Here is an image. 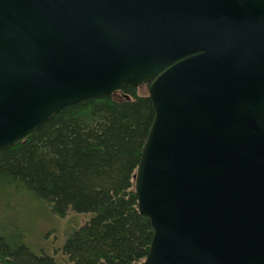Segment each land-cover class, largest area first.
Segmentation results:
<instances>
[{"label":"water","instance_id":"water-1","mask_svg":"<svg viewBox=\"0 0 264 264\" xmlns=\"http://www.w3.org/2000/svg\"><path fill=\"white\" fill-rule=\"evenodd\" d=\"M147 85L141 264H264V0H0V150Z\"/></svg>","mask_w":264,"mask_h":264},{"label":"trees","instance_id":"trees-1","mask_svg":"<svg viewBox=\"0 0 264 264\" xmlns=\"http://www.w3.org/2000/svg\"><path fill=\"white\" fill-rule=\"evenodd\" d=\"M154 117L147 85L123 84L65 107L30 138L0 150V264H141L153 229L138 210L134 176ZM16 191L59 216L91 215L61 248L62 262L32 253L22 232L5 233L2 215Z\"/></svg>","mask_w":264,"mask_h":264},{"label":"rangeland","instance_id":"rangeland-1","mask_svg":"<svg viewBox=\"0 0 264 264\" xmlns=\"http://www.w3.org/2000/svg\"><path fill=\"white\" fill-rule=\"evenodd\" d=\"M11 195L10 207L2 215L10 224L8 228L2 225L5 233L11 235L14 231L22 232L24 243L32 253H45L53 256L57 263L62 262L65 257L61 248L70 234L79 229L91 215L70 211L64 216H59L51 212L45 201L25 191H16Z\"/></svg>","mask_w":264,"mask_h":264}]
</instances>
